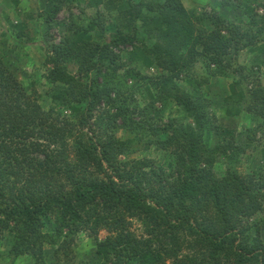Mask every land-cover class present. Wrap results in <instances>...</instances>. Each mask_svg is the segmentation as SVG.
<instances>
[{"label":"trees","instance_id":"obj_1","mask_svg":"<svg viewBox=\"0 0 264 264\" xmlns=\"http://www.w3.org/2000/svg\"><path fill=\"white\" fill-rule=\"evenodd\" d=\"M90 1V15L72 16L50 47L44 78L52 86L53 107L43 108L25 91L0 51V236L10 233L8 260L64 263L76 256L77 238L84 234L93 238L89 248L99 264H264L260 229L248 235L251 227L244 225L264 214V172L242 176L236 170L255 131L246 133V147L237 145L234 133L221 129L216 103L199 93L210 78L231 76L243 93L240 112L264 123L263 81L256 67L239 63L243 48L264 40V16L246 12L244 27L242 19L233 22L214 8L189 11L184 0ZM214 2L230 11L243 3ZM64 5L48 0L43 11L37 5L47 30ZM128 46L132 52L123 59L120 47ZM198 61L209 79H193V89L185 90L176 81L191 79L189 70ZM140 63L155 73H143ZM70 64L87 83L69 74ZM120 77L148 86L150 102L140 106ZM167 101L182 116L162 122L159 105ZM73 103L82 110L65 114ZM93 111L98 129L67 140ZM208 135L215 136V145L206 143ZM149 150L168 153L169 165L124 158ZM219 157L225 161L221 168ZM132 220L142 224L144 235L130 231ZM101 229L108 232L103 239ZM46 245L56 247L51 262L43 255Z\"/></svg>","mask_w":264,"mask_h":264},{"label":"rangeland","instance_id":"obj_2","mask_svg":"<svg viewBox=\"0 0 264 264\" xmlns=\"http://www.w3.org/2000/svg\"><path fill=\"white\" fill-rule=\"evenodd\" d=\"M48 0H0V51L1 54L8 59V66L11 72L16 76L20 84L24 87L28 94L33 95L39 99V103L43 108L53 107V104L48 98V92L52 89L51 84L45 81L44 76L49 69L47 65V58L50 57L51 45L57 44L61 37L66 32L67 25L70 22L72 16L76 18L82 17V13L90 15L93 9H95V3H91L90 0H65L63 9L57 16V24H51L50 28H45L43 22L39 20L37 13L39 8L43 11L45 4ZM161 2L162 0H154ZM218 1V0H216ZM243 2L242 5L236 11H230L223 6L215 4L214 0H184L183 5L189 11H195L197 14L211 13L214 8L220 15L227 17L231 21L238 23L237 19H242L244 27L248 21L246 12H255L258 16H264V8H261L260 4L264 3V0H239ZM38 5V6H37ZM100 7V5L98 6ZM126 6H120L119 10H124ZM83 11V12H82ZM140 32L138 33V36ZM144 37V36H143ZM148 42L151 40L145 38ZM242 56L239 58V63H244L245 66L250 68L254 66L255 72L260 76L261 84L264 87V40H260L253 46H247L241 50ZM132 52V49L128 47H120V55L123 59L126 58V53ZM189 70L188 78L184 80L180 78L177 82L179 86L185 90H192L194 87L193 79L202 81L207 74L208 70L205 68L203 61L194 63ZM134 68V66L132 67ZM67 70L70 75L76 76V81L83 84L88 82V78L78 74L77 67L70 64L67 66ZM140 70L145 74L155 73L153 68H150V64L140 63ZM122 74V72H119ZM95 74V73H94ZM92 73V77H95ZM208 78V77H206ZM209 79V78H208ZM120 82H127L130 85L131 90L134 92V97L140 106H146L150 102L151 90L148 86L140 83L135 77H120ZM114 83H116L114 81ZM199 93L208 95L216 103L213 106V110L219 119L221 129L223 133H234L235 142L241 147H246L247 136L246 133L249 130L255 131V136L251 147L247 149L238 165L236 170L242 176L247 175L251 170L264 172V123L260 118L253 117L252 115L240 110L244 107V101L240 102L243 93L239 88L232 86L231 76L229 77H212L206 85H203ZM196 92H198L196 90ZM225 98L230 100H224ZM233 102L235 105H230ZM56 104L55 109H61V106ZM238 105V106H237ZM161 108L160 119L166 121L170 117H181V110L175 106L172 101H167ZM83 106L79 103H73L68 105L66 110H63L65 114L72 115L74 111L82 110ZM238 112L241 113L239 116ZM98 112L93 111V117L84 127L78 126L74 128V134L68 137L67 140H71L78 136L83 135L84 138L90 137L93 131L98 129L95 121L98 117ZM76 120V119H75ZM258 130H257V129ZM228 135V134H227ZM119 138H123V132L117 133ZM249 139V138H248ZM215 136L208 135L206 143L210 146L216 143ZM249 142V140H248ZM246 149V148H245ZM148 157L154 159L157 163L166 168L169 165L168 153L155 152L153 150L142 151L135 154H130L125 159H141ZM225 161L219 157L216 166L221 168ZM133 225L130 227V231H133L137 236L144 235L143 226L137 220H132ZM251 228L248 230V235L254 233V228L260 229L263 241H264V214H255L249 222L244 223ZM51 230V222H47V228L45 231ZM108 235V232L101 229L98 231V238L103 239ZM10 233L3 231L0 236V264H30L32 260L24 256L23 258H17V260L11 262L8 260V240ZM77 252L75 257H69V261L66 260L60 264H75L76 259H80L84 264H99L101 259L90 250V246L93 245V238L87 237L84 234H79L77 238ZM55 246L46 245L43 247V255L48 262L55 260L54 250ZM166 264H170L167 262Z\"/></svg>","mask_w":264,"mask_h":264}]
</instances>
